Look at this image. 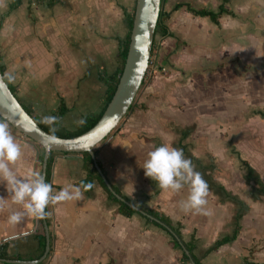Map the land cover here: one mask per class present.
Listing matches in <instances>:
<instances>
[{"label":"crops","instance_id":"1","mask_svg":"<svg viewBox=\"0 0 264 264\" xmlns=\"http://www.w3.org/2000/svg\"><path fill=\"white\" fill-rule=\"evenodd\" d=\"M193 1L201 4L199 7H208V0ZM11 2L0 0V65L24 106L43 119L63 100L68 109L62 123L69 129L78 127L84 115L102 111L108 93L104 76L115 73L122 65L121 50L130 32L128 18L135 10L136 0H58L53 4L48 0H21L13 9ZM177 2L193 5L191 0ZM226 5L235 12L229 16L240 11L264 12V0H229ZM242 5L249 8L240 9ZM186 11L202 17L186 6L173 12ZM200 19L212 26L222 24L221 19L219 24L205 16ZM237 25L233 34L238 37L246 33L247 25ZM171 31L175 36L161 32L155 56L158 66L151 64L149 77L142 83L133 107L120 125L95 146L96 158L122 196L127 195L133 203L141 201L143 209L164 212L174 223L181 222L186 240L195 232L199 255L218 238L232 235L239 223L237 237L208 253L204 264L206 260L209 264H242L248 256L250 260L264 262V147L256 146L253 152L247 143L252 137L262 140L264 130L248 132L245 124L250 121H245V114L240 118L241 109L244 113L247 109L245 74L227 68L207 74L206 67L215 68L217 62L215 53L206 50L209 38L204 30L183 22ZM259 59L260 67L264 62L262 53ZM25 61H30L31 66L26 67ZM206 76L212 80L216 100L213 97L207 103L208 111L201 118L199 103L193 102V95L198 94L200 77ZM231 76H243L232 90L230 85L225 86L226 77ZM259 88L262 94L257 97L264 99V86L255 91ZM250 103L264 109L254 98ZM252 119L264 121L259 114ZM11 134L23 150L22 159L12 166L16 174L23 177L32 171L41 173V152L35 142L22 134ZM247 136L249 140L245 142ZM232 138L238 140V147L230 145ZM162 144L182 149L203 175L209 186L207 207L212 215L184 213L179 205L187 198V187L178 193L165 192L144 175L141 166L148 152ZM53 157V189L58 192L70 184L80 186L77 182L88 172L83 153L54 151ZM240 159L254 168L252 175H248ZM93 185L91 191L84 193V199L46 209L50 213L47 221L51 249L44 264H68V255L96 247L102 248L97 252H102L113 247L105 240L127 239L136 233L140 219L145 218L143 214L120 213L119 202L109 197L99 178L94 179ZM0 197L7 200L0 210V232L5 229L11 233L0 238V243L6 242L5 250L10 254L20 253L18 250L23 248L29 255L23 258L39 257L42 230L38 221L26 217L19 225H10L9 215L21 211V206L12 203L4 183H0ZM44 228L46 236L45 224ZM25 232L30 235L23 236ZM57 241L62 242L60 248H56ZM252 247L255 251L251 255Z\"/></svg>","mask_w":264,"mask_h":264},{"label":"rangeland","instance_id":"2","mask_svg":"<svg viewBox=\"0 0 264 264\" xmlns=\"http://www.w3.org/2000/svg\"><path fill=\"white\" fill-rule=\"evenodd\" d=\"M176 1L180 0H164L163 8L166 11L170 10L172 5ZM221 1L223 0H208V7H214L213 9H217ZM191 2L197 7L201 5L194 2L193 0H191ZM243 8L247 10L249 6L242 5L240 9ZM200 18L195 17L187 11L184 13L173 12L167 23L169 24L171 30L174 29L175 26L183 22L193 23L204 30V34L209 38V43L205 45L206 50L208 49L210 53H215L214 58L217 62V65L215 64V68H213L211 65H208V67H206L207 74L214 72L215 69L218 70L224 68H227L228 71L232 70L233 72L237 71L241 74H245V77H242L245 80L244 84H246L247 87V109L245 113L244 110L241 109L240 118L242 117V114L243 116L245 114V121H250L245 124L248 132H255L256 130L254 131L253 129L258 128H262L264 130L263 120L262 122L254 119L251 120V117L256 115L253 110H255L257 107L253 106V103H250L251 99L254 98L256 103L264 105V99H262V97H257L258 95L260 96L262 94L260 88L257 92L255 91V88L261 87V85L264 86V62L262 63L263 66H258V63L260 61V53L264 55V12L242 13L240 11L236 16H229L226 14L225 17L221 19L222 24H214L213 26L207 22H203V19ZM205 18L210 21L209 18ZM233 23H245L247 25L246 33L240 34L238 35V37L236 34H233L235 30L234 26H238L237 24L234 25ZM208 27H212V29H209ZM157 34V42L155 45V50L153 52V57L151 59L152 62L149 65L145 79H148L149 77L152 66L151 64H154L156 67L159 64L158 62H156L155 56L157 55L159 50L158 47L161 40V31L159 30ZM256 74L259 76H257ZM239 77L242 78L241 76H231L229 79L226 77L225 86L228 87L230 85L231 90L235 89L239 85L238 83H236L240 80ZM199 80V86L197 88L198 94L196 96L193 95V102H196L197 104L199 103L198 111L200 117L203 118L205 117L206 111H208L207 103L212 101L215 94L213 93L214 90L211 86V78L200 77ZM255 92L256 98L254 97ZM234 96H237V94H234ZM218 97L220 96L218 95ZM214 99L216 100V97H214ZM241 121H243V118L241 119ZM245 121L244 123H246ZM8 125L11 132L17 134L19 133L9 123ZM247 138L245 142L249 140V138ZM238 143L239 142L236 139L232 138L230 140L231 146L238 147ZM247 143H249L248 145L252 147V151L255 152L256 146L262 148L264 147V138L262 140H258L257 138L252 137L251 140ZM35 144L39 152L44 151L42 145L37 142H35ZM201 146L202 145L200 144V147ZM41 166L42 162L39 161V170H41ZM9 234L11 233H6L4 229L0 232V238H4ZM133 234L134 235H132L131 238L127 239L105 240L110 242L113 247L108 248L102 252H97L98 250H102V248L96 247L95 249H87L88 252H82L79 255H68L67 262L68 264H191L190 262L183 260L182 250L173 244L172 236L165 229L154 224L153 222H148L145 218L140 219L138 228L136 229V233L134 232ZM61 243L62 242L57 241L55 244L56 248H60ZM18 251L23 257L29 256L27 253L28 251L23 248ZM84 251H86V248L84 249ZM91 251L94 253H91ZM31 254L34 256L33 253ZM206 264H209L207 260Z\"/></svg>","mask_w":264,"mask_h":264},{"label":"water","instance_id":"3","mask_svg":"<svg viewBox=\"0 0 264 264\" xmlns=\"http://www.w3.org/2000/svg\"><path fill=\"white\" fill-rule=\"evenodd\" d=\"M161 8L162 0H136L128 52L117 88L99 119L87 130L77 135L61 136L44 129L36 120L35 115L27 111L0 70V116L20 134L43 146L41 174L44 177H46L51 151H88L109 190L120 200L127 201L114 189L107 178L96 158L94 148L121 123L136 98L151 62L153 42ZM130 204L141 214L161 222L159 218L148 213L142 207L134 203ZM44 224L46 227V245L39 257L31 259L0 257V261L15 264H37L45 260L51 249V238L47 219L44 220ZM167 229L170 232L172 230L170 227ZM178 240L183 246V241L179 237Z\"/></svg>","mask_w":264,"mask_h":264},{"label":"clouds","instance_id":"4","mask_svg":"<svg viewBox=\"0 0 264 264\" xmlns=\"http://www.w3.org/2000/svg\"><path fill=\"white\" fill-rule=\"evenodd\" d=\"M25 66L30 67V61H25ZM45 120L55 122L56 117H46ZM22 157V147L11 134L8 123L0 121V183L6 185L12 203L20 205L22 209L9 215L8 223L12 226L19 225L26 217L36 221L46 220L50 216L46 211L50 205L80 201L84 199V193L94 187L92 183L82 182L80 186L70 184L57 192L40 172L32 171L26 176H18L12 166ZM141 167L144 175L155 181L162 191L178 193L185 187L188 188L187 198L179 205L181 211L186 214L212 215L207 207L208 183L196 171L192 160L185 157L182 149L162 144L148 152ZM6 202L5 198L0 197V210ZM28 235L30 233H23L25 237Z\"/></svg>","mask_w":264,"mask_h":264},{"label":"trees","instance_id":"5","mask_svg":"<svg viewBox=\"0 0 264 264\" xmlns=\"http://www.w3.org/2000/svg\"><path fill=\"white\" fill-rule=\"evenodd\" d=\"M56 1H58V0H48V3L53 4ZM228 1L229 0H223V2L219 4L217 9H213V8H210L207 6L195 7L189 2H177L173 5V7L171 8L170 11H166L163 8L164 0H162V8L160 11L159 20H158L157 28H156V32H155L152 54L155 50V45L157 42V33L159 30L163 33V35L175 36V33L173 31H171L169 25L166 23L167 20L170 18L171 13L174 10L179 9L182 6H186L187 9L190 12H192L193 14L199 15L202 17H204V16L209 17L210 20L219 24L222 15H224V14L235 15V12L233 10H231L230 8H228L226 5V3ZM20 2H21V0H12L10 7L13 9V8L17 7L20 4ZM133 19H134V12L128 18L130 32H129L128 38L124 42L123 48L121 50V57H122L121 67L118 68V70L115 73H113L111 75L104 76V80L108 85L106 105L111 100V98H112V96H113V94L117 88V85H118V82H119V79H120V76H121V73H122V70L124 67V63H125V59H126L128 47H129L131 28L133 25ZM0 70L3 72L6 81L10 85L11 89L14 91V87L10 84L9 77L7 75H5L4 68L1 65H0ZM106 105H105V107H106ZM105 107L99 113L84 115L82 117L81 123L78 125V127L74 128V129H69L62 123V117L67 112V109H68V107L66 106V104L63 100L60 102L58 107L50 115L46 116V117H56L55 122L46 121L45 120L46 117L41 119L38 116H35V118L38 121V123L44 129L49 131L50 133H53L56 135H61V136H73V135H77V134L87 130L89 127H91L99 119V117L101 116ZM132 107H133V104H132L131 108ZM25 108L27 109L28 112L33 113V110L31 108L26 107V106H25ZM253 112L261 115L264 118V109L256 108L255 110H253ZM0 121H5V120H4V118H2L0 116ZM43 152L40 153V156H39L40 160L43 158ZM64 152H67V151H64ZM82 153H83L85 160H86V167L88 169V172H87V176L80 179L77 183L79 185H81L82 182L85 184H87V183L93 184L94 179L97 177L100 179L102 184L108 190L109 197L111 199L119 202L118 211L120 213L127 215V216H132L134 213L138 212L136 210V208L130 204L131 202L133 203V200L131 198H129L127 195H125V194L123 195L127 201H119L118 200V198L108 189L106 182L104 181L102 175L98 172L97 168L95 167L94 160H93L91 154L88 151H85ZM53 154H54V151H51L50 155H49V159H48L47 173H46V177H45L46 182L49 184H51V177H52V168H53V162H54ZM240 160H241L240 162L242 164L246 165V167L248 169V175H252L254 172V168L246 160H244V159H240ZM255 177L258 179L260 178L259 175H255ZM113 187L118 193L123 194L121 192V190L118 188V186L113 184ZM134 203H136V205H138L140 207H143V203L141 201H137ZM144 209L148 213L154 215L155 217H157L161 220V222H157V221L152 220L151 218L143 215L148 222H153L154 224L160 226L161 228L165 229L172 236L173 244L182 250L183 260L190 262L191 264H204L203 259L208 255V253L217 249L222 244L235 239L237 237L238 231L240 229V225H239V223H237L236 229L232 235H226V236H223L221 238H218L210 247L206 248L203 251V253L201 255H199L196 253V249L198 247V244H197V237H196L195 232L192 234V236L189 240H186V239H184L182 231H181V227H182L181 222L174 223L169 215H166L164 212H161L155 208L144 207ZM238 216H240V215H238ZM38 223H39V226H41V230H42L41 236L42 237H41V251L37 256L42 254V252L44 251L45 245H46V236H45V228H44L43 220H39ZM168 227H170L172 229L171 232L168 231V229H167ZM178 237L183 241V244H184L183 246L179 243ZM5 244H6V242L0 243V257L18 258V259L23 258V256L20 253H15V254L8 253L5 250ZM254 251H255V249H254V247H252L251 248V255L253 254ZM4 264H13V263L5 262ZM37 264H44V261H41L40 263H37ZM242 264H264V262H258V261L250 260L249 256H248L244 259V263H242Z\"/></svg>","mask_w":264,"mask_h":264},{"label":"built area","instance_id":"6","mask_svg":"<svg viewBox=\"0 0 264 264\" xmlns=\"http://www.w3.org/2000/svg\"><path fill=\"white\" fill-rule=\"evenodd\" d=\"M151 62H152V60H151Z\"/></svg>","mask_w":264,"mask_h":264}]
</instances>
